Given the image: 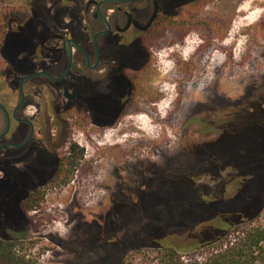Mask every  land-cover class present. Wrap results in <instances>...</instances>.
<instances>
[{
    "label": "flooded vegetation",
    "instance_id": "flooded-vegetation-1",
    "mask_svg": "<svg viewBox=\"0 0 264 264\" xmlns=\"http://www.w3.org/2000/svg\"><path fill=\"white\" fill-rule=\"evenodd\" d=\"M8 6L21 13L0 35V104L9 117L0 137V191L11 192L6 199L0 194L1 216L22 217L25 204L41 201L46 187L62 183L76 124L100 132L129 121L145 106L158 114V99L165 94L153 83L160 59H182L190 42L195 46L185 66L178 67L183 77L176 79L177 90L187 95L201 86L193 117H200L215 134L198 129L186 150L203 155L213 149L207 153L227 157L207 184L219 189L212 196L206 191L199 201L211 196L210 205L241 204L229 210L235 214L243 205L262 207L264 0H23ZM256 7L261 14L255 23L234 32L232 26ZM239 43L240 58L251 60L252 85L247 91L235 90L233 99L212 100L223 92L221 59L236 57ZM174 72L173 67L168 81H175ZM35 73L40 74L22 84L21 99V79ZM208 74L214 75L213 81ZM224 106L222 119L217 113ZM5 126L0 109V134ZM245 137L248 143L241 142ZM193 180L183 174L172 176L169 184L194 186ZM127 192L129 200L137 197L136 191Z\"/></svg>",
    "mask_w": 264,
    "mask_h": 264
},
{
    "label": "rangeland",
    "instance_id": "rangeland-1",
    "mask_svg": "<svg viewBox=\"0 0 264 264\" xmlns=\"http://www.w3.org/2000/svg\"><path fill=\"white\" fill-rule=\"evenodd\" d=\"M22 1L0 0L5 4H0V14L8 13V22L20 17L21 12L8 5ZM260 8L252 9L243 21L232 26V30L235 32L237 28L254 24L261 14ZM241 45L239 43L235 50L236 57H222L221 65L225 66L221 74L223 92L215 96L211 91L212 100L233 99L242 89H250L254 75L248 72L247 61L251 60L240 58L241 52L237 51L241 50ZM194 46L195 43H189L182 59H160L153 83L161 90L159 93L165 94L158 99V114H152L145 106L147 112L142 108L133 113L129 121L100 132L89 129L84 123L74 126L73 140L69 142L75 144L77 151L82 150L81 156L74 159L69 182L46 187L43 199L27 209L24 219L27 228L15 247L19 254L36 264H124L130 260L133 264L151 263L152 253L136 252L152 248L156 236L165 234V242L175 246H194L199 239H204L201 226L217 225L218 220L209 222L212 215L239 209L241 204L237 203L216 206L209 202L219 187L207 184L215 180L220 173L218 164L227 157L209 155L207 152L213 149L206 150V155H193L186 150L198 129L215 132L200 117H193L201 86L192 93L191 89L187 91L189 95L177 90L179 81L176 79L183 77L178 67L185 66ZM173 67L175 81L172 82L167 76ZM211 77L214 75H207L208 81H213ZM224 115L225 106L223 112L217 113L222 119ZM210 137L212 134L197 142ZM240 140L249 141L246 137ZM67 167L68 164L64 166ZM183 174L192 176L195 185L185 186V190L180 188L179 196L177 192L175 196L174 191L167 195L171 190V177ZM129 190L137 192L132 201L128 198ZM206 191L211 196L199 201ZM227 191L230 192V188ZM10 193L8 188L0 191L4 199ZM109 209V217H106ZM105 222L107 229H104ZM252 224L264 225V201ZM249 225L224 229L237 236ZM13 227L9 226L7 233L19 237ZM194 236H198L195 241ZM105 237L109 238V243H101Z\"/></svg>",
    "mask_w": 264,
    "mask_h": 264
},
{
    "label": "trees",
    "instance_id": "trees-1",
    "mask_svg": "<svg viewBox=\"0 0 264 264\" xmlns=\"http://www.w3.org/2000/svg\"><path fill=\"white\" fill-rule=\"evenodd\" d=\"M8 17L6 12L0 14V35L4 33L7 27ZM81 151H77L75 144L71 145L70 152L72 155L69 156L66 162L69 167L63 168L62 181H66L65 178L68 174H71L75 163L74 159L76 160V156H81ZM66 164H63V167ZM169 185L174 193H178V196L181 195L180 188L185 190V186ZM177 193H175V196H177ZM6 203L5 201L4 206H6ZM25 205L28 208L22 209V211L26 209L22 213V217L14 216L9 219L0 215V264H36L35 261L19 254L15 248L27 228L24 219L27 209L32 208L33 203ZM247 207L249 205H243L242 211L236 214L229 211L224 215H212L209 222L218 220L217 225L201 226L200 233L204 239H199L194 246L192 244L185 247L175 246L165 242L167 239L165 234L156 236L152 248H142L136 252L138 254L143 252L146 255L152 253L149 256L152 258L151 263L142 262L140 264H264V225L252 224L253 219L258 216L262 207L259 205L254 209H246ZM245 223L251 225L240 233H236L237 236L228 233V230L224 229L225 227L230 229ZM11 225L14 226L16 234L19 233V237L7 233L8 227ZM214 235L216 236L214 237ZM193 238L195 241L198 236ZM124 264H133V262L130 260Z\"/></svg>",
    "mask_w": 264,
    "mask_h": 264
},
{
    "label": "water",
    "instance_id": "water-1",
    "mask_svg": "<svg viewBox=\"0 0 264 264\" xmlns=\"http://www.w3.org/2000/svg\"><path fill=\"white\" fill-rule=\"evenodd\" d=\"M40 73H35V74H31V75H27V76H24L21 81H20V87H19V92H20V98L22 99L23 98V93H22V84L24 83V81H26L27 79H30L36 75H39ZM0 109L3 111L5 117H6V126H5V129L3 131V133L0 134V137L3 136L7 129H8V125H9V117H8V113L6 111V109L0 104Z\"/></svg>",
    "mask_w": 264,
    "mask_h": 264
}]
</instances>
